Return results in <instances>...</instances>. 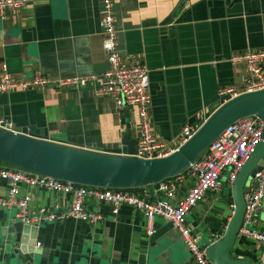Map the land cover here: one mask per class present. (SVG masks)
<instances>
[{
    "label": "crops",
    "instance_id": "crops-1",
    "mask_svg": "<svg viewBox=\"0 0 264 264\" xmlns=\"http://www.w3.org/2000/svg\"><path fill=\"white\" fill-rule=\"evenodd\" d=\"M112 11L118 62L146 67L152 130L165 142L176 139L184 124L197 125L217 107L219 88L242 85L245 71L229 63L231 54L264 50V0H112ZM99 17V0H46L0 18V67L12 76L39 69L53 80L86 78L79 87L1 93L0 116L13 128L38 139L117 155L124 151L126 132L135 143L136 108H115L109 98L91 91L108 67ZM91 77L96 80L87 79ZM192 181L184 175L171 201L183 197ZM138 188L147 201L161 196L148 185ZM6 191L0 179V198ZM25 194L32 209L56 205L63 210L71 200L66 193L21 184L18 195ZM84 203L101 219L95 224L71 218L36 224L38 244L32 246L31 257L13 252L15 245L2 228L14 212L0 207V264H196L168 221L155 217L147 236L143 215L132 206L121 204L112 214L108 202L87 197ZM231 211L230 191L207 190L186 214V223L202 246L223 232ZM251 226L264 233V193ZM229 255L264 264V244L236 236Z\"/></svg>",
    "mask_w": 264,
    "mask_h": 264
},
{
    "label": "built area",
    "instance_id": "built-area-1",
    "mask_svg": "<svg viewBox=\"0 0 264 264\" xmlns=\"http://www.w3.org/2000/svg\"><path fill=\"white\" fill-rule=\"evenodd\" d=\"M46 0H0V18L3 19L9 10H18L29 3ZM101 48L108 63L102 73L101 80L92 88L96 97L109 98L115 108L120 106L135 107L137 124L135 135V153L139 159L161 158L174 152L196 131L197 125L184 124L179 136L169 142L155 137L150 118V93L147 69L143 64L133 63L121 66L116 54V30L114 27L112 0H99ZM231 65H241L245 71V80L241 86H226L219 88V102H225L238 95L256 92L264 89V50H246L231 54L228 58ZM0 94L12 91L41 90L47 86L79 87L84 86L86 78L66 77L50 79L39 69H34L28 76H12L4 65L0 67ZM96 80L95 77L87 78ZM0 128L13 131L12 122L0 116ZM263 122L256 116L241 117L224 127L206 146L200 156L190 163L180 174L166 178L156 184V191L161 194L154 201L145 200L139 193L129 189H112L95 186L77 185L52 177L30 173L15 167L0 165V179L7 184L6 196L0 198V207L14 208V217L26 224L60 221L66 218L95 224L101 219L100 214L90 211L85 206L87 197L96 202H108L112 214L121 204L132 206L140 211L144 218V232L149 236L152 232V220L160 217L168 221L177 231L178 236L196 264H212L205 254V246H201L192 235L191 228L186 223V214L210 190L219 192L221 186L228 187L236 173L245 162L248 155L258 142H264L260 137ZM224 174L223 180L220 177ZM192 178V185L187 193L172 202L174 188L183 176ZM222 181V183H221ZM21 184L44 188L54 192L66 193L71 197L68 207L60 210L54 205L51 208H30L28 195H18ZM248 191L243 194L244 210L236 236H242L254 243L264 244V233L255 230L251 224L254 214L258 211L264 193V163L254 171L248 180ZM222 232L214 235L207 243L220 238ZM38 243L36 242L35 245Z\"/></svg>",
    "mask_w": 264,
    "mask_h": 264
},
{
    "label": "water",
    "instance_id": "water-1",
    "mask_svg": "<svg viewBox=\"0 0 264 264\" xmlns=\"http://www.w3.org/2000/svg\"><path fill=\"white\" fill-rule=\"evenodd\" d=\"M217 105L199 119L195 133L165 157L139 159L132 156L135 143L128 139V132L121 140L124 151L117 155L38 139L20 128L13 131L0 128V162L77 185L129 190L148 185L151 191L158 182L180 174L224 127L238 118L256 116L262 120L260 137L264 140V89L220 101ZM263 163L264 142H258L231 184L232 211L221 237L202 244L212 264H251L245 259L231 258L229 254L241 222L248 180ZM35 230L36 224H26L15 217L2 228L5 239L15 245L13 252L19 251L28 257L32 256Z\"/></svg>",
    "mask_w": 264,
    "mask_h": 264
},
{
    "label": "rangeland",
    "instance_id": "rangeland-1",
    "mask_svg": "<svg viewBox=\"0 0 264 264\" xmlns=\"http://www.w3.org/2000/svg\"><path fill=\"white\" fill-rule=\"evenodd\" d=\"M220 191H221L222 193H224V194H227V193L229 192V189H228V187L222 185ZM215 193H218V192H215ZM11 211H12V212H15L13 208L11 209ZM207 237H208L207 235H204V236H203V240L206 241V240H207ZM207 242H208V241H207Z\"/></svg>",
    "mask_w": 264,
    "mask_h": 264
},
{
    "label": "trees",
    "instance_id": "trees-1",
    "mask_svg": "<svg viewBox=\"0 0 264 264\" xmlns=\"http://www.w3.org/2000/svg\"><path fill=\"white\" fill-rule=\"evenodd\" d=\"M0 165L1 166H4V167H10L9 165H7V164H5V163H2V162H0ZM130 190H132L133 192H138L139 191V188H133V189H130ZM225 223V222H224Z\"/></svg>",
    "mask_w": 264,
    "mask_h": 264
}]
</instances>
